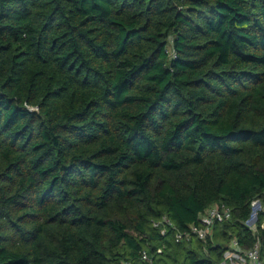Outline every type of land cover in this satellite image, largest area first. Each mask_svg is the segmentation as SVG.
I'll return each mask as SVG.
<instances>
[{
	"label": "trees",
	"instance_id": "16d2710c",
	"mask_svg": "<svg viewBox=\"0 0 264 264\" xmlns=\"http://www.w3.org/2000/svg\"><path fill=\"white\" fill-rule=\"evenodd\" d=\"M257 198L264 0H0V264H221Z\"/></svg>",
	"mask_w": 264,
	"mask_h": 264
},
{
	"label": "built area",
	"instance_id": "2783aa9c",
	"mask_svg": "<svg viewBox=\"0 0 264 264\" xmlns=\"http://www.w3.org/2000/svg\"><path fill=\"white\" fill-rule=\"evenodd\" d=\"M264 212V204L261 198H257L251 202L250 217L244 224L253 232L254 235L258 232V224L260 214ZM232 220V211L226 205H215L208 209L200 216V223L191 224L187 231H178L176 233V241L190 240L198 238L204 242L207 241L212 234V229L215 223H224ZM165 224L173 226V223L167 218L163 217L161 221L155 222L156 227H162L161 232L166 234ZM264 226V224L262 225ZM252 247L243 248L240 246L236 238L232 239L228 248L223 253L221 264H264V243L259 235ZM161 252V250H159ZM142 260L149 261V256L146 251L142 253Z\"/></svg>",
	"mask_w": 264,
	"mask_h": 264
}]
</instances>
